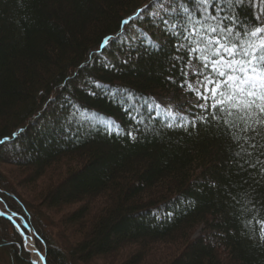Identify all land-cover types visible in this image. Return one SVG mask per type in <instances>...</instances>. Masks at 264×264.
Listing matches in <instances>:
<instances>
[{"label": "trees", "instance_id": "obj_1", "mask_svg": "<svg viewBox=\"0 0 264 264\" xmlns=\"http://www.w3.org/2000/svg\"><path fill=\"white\" fill-rule=\"evenodd\" d=\"M150 2L0 0V139L27 129L0 145V197L38 230L49 264H264V247L241 235L228 196L248 190L264 215V179L232 187L242 177L232 174L231 140L221 130L169 132L149 122L147 139L135 143L123 132L84 131L76 143L51 132L65 100L123 128L128 121L105 89L154 99L183 92L167 79H181L179 68L168 72L167 42L145 55L144 46L156 44L144 38L140 55L115 70L93 65L102 39ZM45 136L54 138L46 145ZM12 236L0 229V264H21Z\"/></svg>", "mask_w": 264, "mask_h": 264}, {"label": "snow or ice", "instance_id": "obj_2", "mask_svg": "<svg viewBox=\"0 0 264 264\" xmlns=\"http://www.w3.org/2000/svg\"><path fill=\"white\" fill-rule=\"evenodd\" d=\"M242 9L251 16L242 15ZM145 23L154 29L153 37L156 32L165 37L164 41L154 40V50H150V45H143ZM165 42L171 45V51L165 53L168 72L179 68L181 77L176 80L168 75L167 79L179 90L192 94L188 101L190 107L181 105L172 109L162 99L137 96L122 86H117L112 93L109 87L104 91L120 107L128 121L126 127L118 126L111 118H101L97 112L69 99L60 105L64 112L59 124L51 129L54 137L76 143L84 131L90 134L95 129L115 138L123 132L126 141L135 143L141 138L147 139L152 131L149 122L169 132H189L198 126L215 128L230 138L232 174L242 177L232 187L243 189L248 178L259 183L264 179V0H151L135 14L122 18L115 34L102 39L93 53V65L100 63L102 68L115 70L139 56V47L144 46L145 55L160 54ZM189 66L194 69L191 80ZM80 67L84 69L88 65ZM100 87L94 81L89 94L98 95ZM46 129L47 125L41 126V135ZM26 132L27 129L20 128L12 137L0 139V145ZM54 137L45 136V144L51 143ZM228 196L240 223L241 235L264 247L260 202L255 197L249 198L248 190L239 195L229 192ZM158 212L159 209L152 215L160 221ZM173 215L168 211L164 219H171ZM5 226L11 228L12 240L19 244L21 264H49L44 251L37 246L38 230L29 218L11 210L7 200L0 197V229Z\"/></svg>", "mask_w": 264, "mask_h": 264}, {"label": "rangeland", "instance_id": "obj_3", "mask_svg": "<svg viewBox=\"0 0 264 264\" xmlns=\"http://www.w3.org/2000/svg\"><path fill=\"white\" fill-rule=\"evenodd\" d=\"M141 20L143 21L144 18L142 17ZM144 27L145 29H147L146 32H144L142 35H143V39L144 38H149V40L151 42L154 43V40L156 41H162L163 37H162V34L159 33V32H156L155 33V36L153 37L152 35V32L154 31V29L151 28V26L147 23L144 24ZM137 32H140V29L137 28ZM193 63L195 64L196 62L193 61ZM198 67V65H197ZM194 69L189 66V79H193L192 75H191V72L193 71ZM192 97V94L191 93H186V92H182L178 95H169L168 97L166 98H156L155 100H164L165 103L172 109H176V108H179L181 107V105L185 106V107H190L188 101H189V98ZM161 113L163 115V110H161ZM201 232V229L198 230L197 232V235H199V233ZM214 240V239H213Z\"/></svg>", "mask_w": 264, "mask_h": 264}]
</instances>
